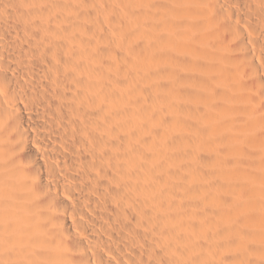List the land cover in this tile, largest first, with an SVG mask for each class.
Masks as SVG:
<instances>
[{"label":"bare ground","instance_id":"obj_1","mask_svg":"<svg viewBox=\"0 0 264 264\" xmlns=\"http://www.w3.org/2000/svg\"><path fill=\"white\" fill-rule=\"evenodd\" d=\"M0 264H264V0H0Z\"/></svg>","mask_w":264,"mask_h":264}]
</instances>
